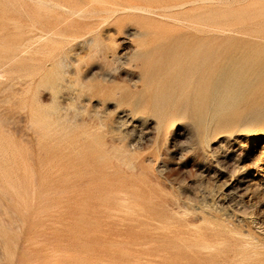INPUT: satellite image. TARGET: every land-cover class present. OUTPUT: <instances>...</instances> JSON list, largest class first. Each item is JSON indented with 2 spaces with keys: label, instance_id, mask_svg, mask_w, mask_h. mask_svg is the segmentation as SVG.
<instances>
[{
  "label": "rangeland",
  "instance_id": "rangeland-1",
  "mask_svg": "<svg viewBox=\"0 0 264 264\" xmlns=\"http://www.w3.org/2000/svg\"><path fill=\"white\" fill-rule=\"evenodd\" d=\"M171 13L93 20L98 45L64 41L59 80L35 48L5 66L0 264H264V0ZM53 24L35 0H0V62ZM236 68L257 75L237 100L218 84ZM199 233L222 261L191 254Z\"/></svg>",
  "mask_w": 264,
  "mask_h": 264
},
{
  "label": "bare ground",
  "instance_id": "bare-ground-1",
  "mask_svg": "<svg viewBox=\"0 0 264 264\" xmlns=\"http://www.w3.org/2000/svg\"><path fill=\"white\" fill-rule=\"evenodd\" d=\"M35 1H36V3H38V5L40 7H42V6H48V7L51 8V13L54 15V19H55V24H53L52 26H50L47 29L44 26L38 27L37 34H35L33 37H30V38H27V39L23 40L22 43H20L18 45H15V47H11L10 48V53H9L10 55L5 56L4 57V61H1L0 62V83L3 82V81H6V80L7 81L8 80L13 81L14 79H18L19 78V77H15L14 78L12 76L9 77L7 75L8 72H6V70L4 68L11 61H14L15 59H17L19 55L21 56L23 54L29 53L34 48H35L34 53L37 54V55H39L40 62H42L44 60V58H47L49 56L52 57V60H53V65H52L53 66V71H52V75L57 80H59V78L61 77V73H59L58 70H59V68L66 66V64H65V60L66 59L64 60L63 56L60 53L61 50H62V45H63L64 41H66V40H69L70 42L71 41L72 42L83 41V46H84V44H92V45H95V46L98 45L97 44L98 42H96L97 40H96V37L94 35L96 30H94V28H93V26H94L93 20H95V19L98 20V18H100L102 20L101 24L105 25V24H108L113 19L114 20H117V21H121V20H134V21H136L138 19H143L144 21H150V20H152V17H154V16H159V17H163V18H172L173 15H172L171 12L173 10L183 9V8H186L187 6H191V5L193 6V5L198 4V3H205V4H207V3L211 2L212 0H158V1H156V0H35ZM25 12H27V11H25ZM87 18L91 19L92 22L87 23L90 26L84 28L83 27L84 20L87 19ZM87 48L90 49L91 47H87ZM78 60L79 59H77L75 61L78 62ZM223 77L225 79H223ZM256 79H257V75H254V76L250 77L247 74L246 69H237L236 68L232 72H230V74H228L226 76L223 75L222 77H220V80H219L218 84H219L220 88H222V89L224 88V91H225V93L227 95L226 96L227 98H231L232 97L233 99L237 100V98L239 97V95H242L244 93V89L247 88V87L252 86L256 82ZM220 97H221V95H220ZM220 99L222 100V98H220ZM4 152H6V151H4ZM133 166L134 165H131V167H133ZM140 187H138V188H140ZM111 189H113V188H111ZM114 189H116V188H114ZM118 189L119 188H117L115 191H117ZM138 190L139 189H136L135 192H137ZM122 192H123V190H122ZM137 193H139V192H137ZM137 193H135V194H137ZM135 194L134 195H131L132 196V197L130 196L131 199L129 198V201H127V202H129V204H130V206L132 208L129 207L127 209H130V210L132 209L131 210L132 213H135V215L138 217L139 216V213H144V211L146 209L144 207L143 202H141L139 196L137 197ZM125 195H126V193H125ZM120 196L121 195H119V198H120ZM124 196H123V199H121L123 201H125L124 198H128L129 197V196L124 197ZM143 196H147V195H143ZM148 197L147 198H143V200L144 199L147 200ZM149 198H151V197H149ZM123 203L125 204L126 202H123ZM128 206L129 205L127 204V207ZM167 207L165 208V210L167 209ZM160 209H163L164 210V208H160ZM157 210H158V208H157ZM167 211L168 210H166V212H164V213H167ZM148 212H149V210H148ZM158 213H159V211H158ZM147 214L149 215V213H147ZM147 214H145V215H147ZM168 214H169V212H168ZM141 215L143 216V214H141ZM153 215H155V214H152V217H153ZM164 215H166V217H167V214H164ZM142 216H140V217H142ZM169 216L171 217V215H169ZM147 219H145V221H147ZM203 219H205V218H203ZM148 220L150 221V219H148ZM170 220H173V219H170ZM153 222L154 221H153V218H152V223ZM148 223H150V222H148ZM157 223L155 222V223H153V225L154 224H157ZM208 224H210V223H208ZM157 225H154V226H157ZM161 225H160V227H161ZM135 226H136V229H135ZM163 226H165V225H163ZM141 227H142V225H141ZM147 228L148 227L145 228L147 230L146 231L147 233L146 232L145 233L148 235L149 234L148 233V230L149 229H147ZM149 228H150V226H149ZM163 228L164 227H162L161 230ZM166 228L167 227H165V230H166ZM196 228H197V226H196ZM214 228H215V226H214ZM135 230H136V233H135L134 239L132 241H134V243H133L134 246L137 247V246H139V244L141 242V239H142V237H141V231H140V219H138V218L135 220L134 232H135ZM154 230H155V228H154ZM156 230L158 231L157 227H156ZM167 230H168V228H167ZM171 230L173 231V229H171ZM197 230H198V228H197ZM209 230L210 229H208V231ZM177 232H178V230H177ZM170 233L171 232H169V235H170ZM180 233H181V231H180ZM153 234L155 236V233L154 232H153ZM165 234H167V233H165ZM171 234H173V233H171ZM178 234H179V232H178ZM191 234H193V233L191 232ZM145 235H142V236H145ZM166 236H164L163 238L166 239L167 238ZM173 236H175V237H171V238H177L178 237L177 234H175ZM179 236H180V234H179ZM181 236H180V238H181ZM185 236H187V235H185ZM192 236H190V234H189V237H192ZM194 236H196V235H194ZM132 237H133V234H132ZM184 237H182V238H184ZM144 239H146V237H144ZM189 239L192 240V241L188 240V238L185 237L184 238V242L185 243H190V242L193 243L195 241V246L198 249H197V251H194L193 250L195 253H193V251H192L191 254L192 255L195 254V256H197V258H196L197 261H205L206 258H208V259H212L211 261H217L218 262V261H222L225 258V246H224L225 245V242L212 243V242L206 240L203 237V234L200 235V233H199V236L196 238V240H193L191 238H189ZM177 240L180 241V239H177ZM185 240H188L189 242H186ZM151 241L154 242L152 239H151ZM149 242H150V240H149ZM248 245H250V244H248ZM152 246H153V244H151V247ZM149 247H150V244H149ZM185 248H187V247H185ZM147 250H148V247L146 248V252H147ZM138 251H141V253L144 252V251H142L140 249ZM136 252H137V250H136ZM146 252H144V253H146ZM136 254H138V253H136ZM161 254H163V253H161ZM141 255H139V256H141ZM136 256H134V257H136V261H139V256L138 255H136ZM250 256H251V254H250ZM149 257H151V256H149ZM147 259H146V261H147ZM153 259H154V257L152 258V260ZM150 260H151V258H150ZM133 261H135V260H133ZM239 261H248V262H244V263L242 262V263L243 264H251L249 259L248 260H245L244 258H242Z\"/></svg>",
  "mask_w": 264,
  "mask_h": 264
}]
</instances>
